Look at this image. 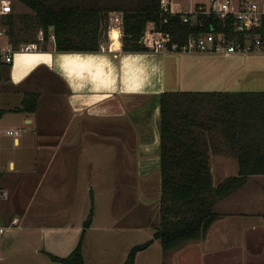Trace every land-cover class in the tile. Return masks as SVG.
<instances>
[{
  "label": "crops",
  "instance_id": "obj_1",
  "mask_svg": "<svg viewBox=\"0 0 264 264\" xmlns=\"http://www.w3.org/2000/svg\"><path fill=\"white\" fill-rule=\"evenodd\" d=\"M121 23L116 25L121 41L117 48L111 47L112 25L109 37L102 38L101 47L95 52L58 50L52 44L38 50L15 51L11 62H2L14 82L34 75L32 86L2 97V126L17 129L19 134L3 132L5 137H12L13 145L21 148L17 155L9 149L1 163L0 182L9 193L1 200V217L8 225L17 217V222L28 227L30 234L41 238L36 249L48 254L67 255L79 241L91 192L95 199L91 183L95 157L102 159L101 173L110 169L114 173L137 175L158 173L159 95L163 91L264 89L262 49L248 53L163 52L150 47L125 50ZM152 24L149 22L147 27ZM2 39L3 43L8 42L4 33ZM31 92L37 93L36 106L15 109ZM47 94L52 97L45 101ZM95 122L108 140L120 138L117 152L111 150L117 146L107 140L102 142H106L105 150L100 146L101 154L90 150L95 144ZM128 126L131 129L126 134ZM126 157L133 165L128 172ZM42 212L53 217L45 218ZM94 219L83 241L86 263L123 264L130 248L137 244L132 239L139 227L121 223L113 215L104 217L100 244L106 246L110 262L107 263L105 254L96 253L91 242L92 229L98 226ZM263 236L264 222L252 220L248 214L218 212L201 236L168 249L161 245L162 259L156 264H227L232 254L239 257L251 252L255 243L262 245L264 240L259 243L255 238ZM156 239L151 243L155 244ZM147 247L137 252L135 264L138 253ZM243 261L238 264H245Z\"/></svg>",
  "mask_w": 264,
  "mask_h": 264
},
{
  "label": "trees",
  "instance_id": "obj_2",
  "mask_svg": "<svg viewBox=\"0 0 264 264\" xmlns=\"http://www.w3.org/2000/svg\"><path fill=\"white\" fill-rule=\"evenodd\" d=\"M32 12L11 11L2 16L9 42L18 47L23 41L44 42L53 28L58 50H99L107 26L108 11H122V46L125 50L149 48L141 37L149 22L170 29L184 39L193 27L181 13L167 15L161 0H19ZM223 28L220 18H212ZM210 20L206 19V27ZM120 29H110L112 43L121 41ZM2 63V62H1ZM161 191L160 221L153 237L134 244L123 264H135L136 254L159 238L168 249L189 238L199 237L218 216L213 205L239 187L250 174L264 173V89L223 91L216 89H174L161 93ZM37 93H28L21 106L33 109ZM199 112L203 115H199ZM230 146L238 156V173L213 182L209 149L218 143ZM94 204L83 222L78 243L64 256L49 252L52 259L65 264H87L83 241L91 225Z\"/></svg>",
  "mask_w": 264,
  "mask_h": 264
},
{
  "label": "rangeland",
  "instance_id": "obj_3",
  "mask_svg": "<svg viewBox=\"0 0 264 264\" xmlns=\"http://www.w3.org/2000/svg\"><path fill=\"white\" fill-rule=\"evenodd\" d=\"M176 1V7L188 8L192 0ZM12 3L13 11L19 13L32 12V9L28 5L19 0H12ZM109 4L115 7L118 5V1L113 2V0H110ZM117 16L119 20H117ZM121 17L122 11L117 8L110 9L108 11L107 26L104 31L103 38L109 37V29L112 25L116 26L119 24ZM40 31L42 30H39L35 37L37 36V38H39L38 36ZM4 39L6 41L9 40V35L5 32V30ZM24 42H26V40L21 43ZM43 44L45 48L52 46V44L54 45L53 41L50 39H47V41ZM119 46L120 43L115 42L112 43L111 47L117 48ZM33 75L34 74H30L20 82H14L9 75L6 65L3 63L0 64L1 102L3 95L7 92H18V90H26V88H29L32 84ZM52 84L53 82H51V85ZM45 97L47 98L45 99L46 101L50 100L52 96L47 94ZM199 115L203 114L199 112ZM2 116L0 118L1 126L3 125ZM95 120H97V118H95ZM95 123V144L94 147L90 149L93 151V154H101V147L102 150H105L106 147H104V144L106 142H109V144H115L117 147L111 148V150L117 152L119 149L118 141L120 138L114 137V139L110 138L112 140H108V137H105L103 135L104 133L101 132V126H99L97 122ZM3 126L2 128L6 129ZM126 128L128 129V131L125 130L126 134H129L131 128L130 126ZM104 141L106 142L102 143ZM98 142H101L102 145H98ZM20 148L21 146H16L15 143L13 145L12 137H5V132L2 131L0 133V168L2 167L1 163L4 153H7L10 149L12 154L17 155ZM126 151V155H128L130 152L128 150ZM126 158V171L128 172V169L130 170V168H133V165L131 164L129 157ZM209 159L213 173V182L215 185L227 176L238 173L239 163L237 153L230 146L228 147L224 145L223 141L221 144L218 143L217 145L210 147ZM101 162L102 159L95 157L94 175L91 181L96 192L94 195L95 199L91 192V199L88 203H86L85 208H87L86 214L88 215L92 204H94V210H96V213L93 214V218L95 217L94 221L98 226L92 229L91 242L93 245L95 244L96 253H100L101 256L105 254L104 258L107 259V263H110L108 260L106 246L103 243L100 244L102 241L101 235L103 234L101 232L100 225L104 222V217L107 215H113L119 218L121 223L137 225L139 228H136L135 237L132 239L137 243H141L152 238L157 227L156 225H158V221L160 219V175L158 171L156 175L152 172L137 175V173H114L111 169L109 172L101 173ZM107 164L109 166V163L105 162V165ZM108 168H110V166ZM47 178L48 177H45V179ZM213 208L219 212V215L243 213L245 215L248 214L252 220L264 222L260 214L262 213L264 217V173L248 175L247 179L232 193L217 199ZM42 214L45 218L53 217V215H50V213L48 214V212H42ZM2 222H4L3 219ZM15 223L10 225L6 223L7 229L5 234H3L0 239V264H65L61 261L52 259L51 256L43 249H36V245L42 243V241H40L41 238L37 237V234L35 236L30 234L29 228L24 226L22 223ZM255 240L261 243L262 240H264V236L261 238L256 237ZM255 244L253 245L254 249H252L251 252L241 254L239 257L237 254H232L233 257L228 260L227 264H238V261L241 262L242 259L245 264H264V247L262 246L264 241L262 245L259 244V246H257ZM161 245V242H159V239L157 238L155 244L151 243L149 247L138 253L136 264H156L159 259H162L163 250ZM257 247H259V249ZM258 251H260V253H258ZM98 258L100 259V257ZM97 259L94 260V262H96Z\"/></svg>",
  "mask_w": 264,
  "mask_h": 264
},
{
  "label": "built area",
  "instance_id": "obj_4",
  "mask_svg": "<svg viewBox=\"0 0 264 264\" xmlns=\"http://www.w3.org/2000/svg\"><path fill=\"white\" fill-rule=\"evenodd\" d=\"M176 2V0H161L162 12L167 15L181 13L183 21L193 28L184 39H179L170 29L156 27L153 23L146 27L141 37V41L153 50L223 53L264 50V0H192L188 8L176 7ZM12 10V0H0V64L3 61L11 62L15 51L41 49V41L44 40V33L40 31L39 40L26 41L18 47L13 46L9 40L3 43L5 26L2 23V16ZM207 18L210 20L208 27L205 26ZM212 18L222 19L224 27L217 28L212 23ZM117 20H119L118 16ZM54 36L53 32L49 35L53 40ZM3 130L10 134H19L17 129L11 127L3 129L0 122V133ZM8 194L0 182V239L7 229V224L2 222L1 200ZM12 222H17V217Z\"/></svg>",
  "mask_w": 264,
  "mask_h": 264
},
{
  "label": "water",
  "instance_id": "obj_5",
  "mask_svg": "<svg viewBox=\"0 0 264 264\" xmlns=\"http://www.w3.org/2000/svg\"><path fill=\"white\" fill-rule=\"evenodd\" d=\"M85 51H89V52H95L97 50H85ZM20 52V51H18ZM161 94L159 95V149H158V153H159V157H158V160H159V175H160V184H159V196H160V191H161V170H160V162H161Z\"/></svg>",
  "mask_w": 264,
  "mask_h": 264
}]
</instances>
